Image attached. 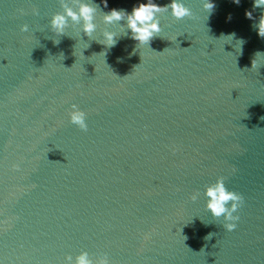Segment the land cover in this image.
<instances>
[{
	"label": "water",
	"instance_id": "water-1",
	"mask_svg": "<svg viewBox=\"0 0 264 264\" xmlns=\"http://www.w3.org/2000/svg\"><path fill=\"white\" fill-rule=\"evenodd\" d=\"M136 2L96 0L103 11ZM186 2L193 15L159 14L150 46L121 35L107 50L102 12L91 38L71 27L59 37V0H0V264H63L81 249L112 264H264L253 0H215L211 13ZM73 103L87 131L70 122ZM221 175L244 196L233 231L206 208L205 187Z\"/></svg>",
	"mask_w": 264,
	"mask_h": 264
},
{
	"label": "clouds",
	"instance_id": "clouds-1",
	"mask_svg": "<svg viewBox=\"0 0 264 264\" xmlns=\"http://www.w3.org/2000/svg\"><path fill=\"white\" fill-rule=\"evenodd\" d=\"M232 2L240 5L242 0H232ZM59 3L63 10L55 12L50 21L51 30L56 36L60 37L66 34L67 29L71 27L74 29L78 28L81 33L91 38L97 29V13L102 12L106 27L103 31V40L97 41L105 45L107 50L118 43V38L121 35L130 36L131 39L138 42L137 46H150L153 38L162 31L159 17L161 13L170 10L171 15L177 20L193 15V10L188 6L186 0H169L167 4H160L157 0H137L130 11L127 8L117 7H112L109 11H103L100 5L96 3V0H59ZM103 5L104 8H108V0H103ZM203 6L208 13H211L215 9V0H203ZM256 9L261 11L258 20H255L253 16V11ZM33 11L34 14L39 15L38 9ZM245 15L248 19L254 20L252 27L261 38H264V0H253L252 10H246ZM228 19H232L231 14H229ZM122 21L123 23H121ZM115 24H119L123 31L118 33L109 27ZM29 28L30 25L24 24L21 30L27 32ZM235 36V33H231L224 37L233 39ZM238 41L240 46L237 51L242 55L245 41L243 38ZM54 43L58 45L60 40L54 39ZM135 51L136 49H133V53ZM261 56H264V52L257 51L255 53L249 69L259 70L261 68V64L258 61V57ZM87 116L88 113L78 104L73 103L71 105L69 110L70 122L84 131L88 130ZM14 168L19 169L20 165H14ZM203 194L207 198L206 208L211 215L217 219L222 217L224 221L223 227L228 231L235 230L240 220L238 210L244 202V196L240 192L230 189L226 184V177L223 175L217 177L214 182L208 183ZM199 197L200 191L197 190L192 194L191 200L196 201ZM212 236L213 233H209L206 239H211ZM94 255L95 258H93ZM63 264H112V260L107 252L96 255L90 253L87 249H81L75 257L72 253H68Z\"/></svg>",
	"mask_w": 264,
	"mask_h": 264
}]
</instances>
